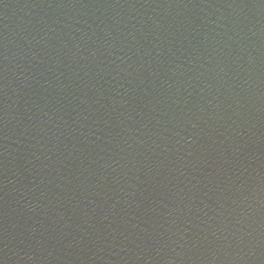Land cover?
Wrapping results in <instances>:
<instances>
[{"label": "water", "instance_id": "water-1", "mask_svg": "<svg viewBox=\"0 0 264 264\" xmlns=\"http://www.w3.org/2000/svg\"><path fill=\"white\" fill-rule=\"evenodd\" d=\"M0 264H264V0H0Z\"/></svg>", "mask_w": 264, "mask_h": 264}]
</instances>
